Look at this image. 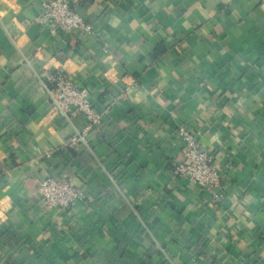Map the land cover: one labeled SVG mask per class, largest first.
<instances>
[{"label":"crops","instance_id":"1","mask_svg":"<svg viewBox=\"0 0 264 264\" xmlns=\"http://www.w3.org/2000/svg\"><path fill=\"white\" fill-rule=\"evenodd\" d=\"M0 0V264H264V0ZM89 90L101 124L53 111L44 73ZM180 127L222 199L173 176ZM84 193L46 210L42 180Z\"/></svg>","mask_w":264,"mask_h":264},{"label":"built area","instance_id":"2","mask_svg":"<svg viewBox=\"0 0 264 264\" xmlns=\"http://www.w3.org/2000/svg\"><path fill=\"white\" fill-rule=\"evenodd\" d=\"M43 18L53 23L57 29L69 35L90 33L91 24L77 12L70 0H49L43 3ZM45 88L52 100L53 111L70 120L72 113L81 114L87 124L78 131L70 145L86 144L88 132L99 126L102 115L97 113L90 101L89 90L79 87L72 79L44 73ZM178 137L182 142V159L174 166L173 176L181 181L198 185L209 193L213 200L220 201L223 197L222 175L215 165V157L202 148L200 141L187 130L180 127ZM39 193L46 210H68L84 199V193L65 178L48 176L40 183Z\"/></svg>","mask_w":264,"mask_h":264},{"label":"trees","instance_id":"3","mask_svg":"<svg viewBox=\"0 0 264 264\" xmlns=\"http://www.w3.org/2000/svg\"><path fill=\"white\" fill-rule=\"evenodd\" d=\"M6 264H17V263H6Z\"/></svg>","mask_w":264,"mask_h":264}]
</instances>
